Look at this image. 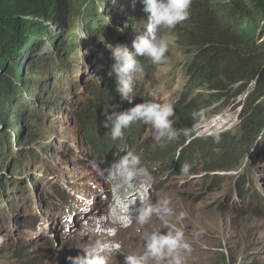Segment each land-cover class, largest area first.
Wrapping results in <instances>:
<instances>
[{
    "label": "rangeland",
    "instance_id": "rangeland-1",
    "mask_svg": "<svg viewBox=\"0 0 264 264\" xmlns=\"http://www.w3.org/2000/svg\"><path fill=\"white\" fill-rule=\"evenodd\" d=\"M65 1L69 20L62 31L52 27V52L60 54L56 47L63 37L65 47L76 46L68 69L59 61L51 72L32 76L22 137L7 129L10 149L0 147V264H71L69 257L100 244L110 264H124L126 256L145 254L148 235L168 230L183 231L190 246L178 253L182 264H264V119L253 124L264 113V83L252 77L254 69L264 72V5L192 0L189 18L159 33L168 40L166 59L157 65L139 58L145 69L134 82V104L172 102L174 127L195 130L156 141L151 128L137 122L95 150L87 142L84 114L109 133L105 108L134 106L107 92L112 78L115 83L108 75L114 61L107 46L131 49L148 14L140 0L135 7L134 0H97L92 35L85 26L88 7ZM248 10L251 17L245 16ZM252 28H258L253 48L236 47L246 45ZM233 34L241 64L236 57L214 58L216 40ZM195 64L200 67L192 70ZM207 65L218 67L215 76H201L198 70H210ZM201 110L203 124L199 116L193 119ZM12 112L15 123L19 111ZM226 133L236 142L228 144ZM128 152L139 158L131 178L112 167ZM192 158L196 166L180 171ZM171 260L149 256L147 264Z\"/></svg>",
    "mask_w": 264,
    "mask_h": 264
},
{
    "label": "trees",
    "instance_id": "trees-1",
    "mask_svg": "<svg viewBox=\"0 0 264 264\" xmlns=\"http://www.w3.org/2000/svg\"><path fill=\"white\" fill-rule=\"evenodd\" d=\"M70 1L73 2V0ZM260 2L252 0L250 9L253 5L254 7L264 5ZM79 3L85 4L88 7L85 26L87 27L86 30L90 31V34L93 35L97 30L94 15H96L99 9L98 2L97 0H79ZM67 12L65 0H0V138L2 135H7L5 138L0 139L2 142L5 140V143L0 142V147L3 149H10V142L8 141L10 136L8 137V134H4L7 133L5 132L7 129L9 131L14 129L13 131L19 137H22L21 133L25 130L24 119L31 110V107L27 105L28 101L26 100L27 96L25 92L31 91L30 88H33L35 85L32 76L40 72H51L52 69H55L54 66L58 65L59 61L60 63L64 61V68L68 69L69 58L74 55L73 52L76 51V46H72L71 48L65 47L66 37L62 36V40L56 47L60 54L57 55L52 52L55 40L53 38L56 37L52 27H59V31H62L65 26L67 27V20H69ZM252 15V11L248 10L245 12L246 17H251ZM224 16V18H227V21L233 20L232 15L225 14ZM228 25L230 24L228 23ZM252 29V33L246 39V45L235 44L236 47L249 51L253 48L254 42L251 43V41H255L254 37L256 33L258 34V28ZM70 31H73V29H70ZM241 34L245 35L244 33ZM233 40L234 34L227 39H217V44H215L216 56L214 58L224 59V57H231V59L235 60L236 57L237 60L241 59L238 56L239 53L233 48ZM63 53L66 54L67 60H65ZM140 61L142 60L140 59ZM243 61L244 59H241L239 63L241 64ZM198 63L200 64L201 62L199 61ZM199 64H195L191 69L195 70L199 68ZM60 65L63 66L62 64ZM142 66L145 69L143 64ZM51 67L52 69H50ZM206 67L210 68V70L205 67L198 70L201 76L204 78L215 76L218 67H209V65ZM252 77L257 81L261 80L260 83H264V72H261V69H254ZM113 82L112 78L109 84H107V92L113 93L112 97H116V82ZM49 86L48 84L46 85L47 90H49ZM221 88V86L215 87L213 90L221 91ZM261 90H264V87ZM222 92L225 94V90H222ZM39 98L42 100L43 97L39 96ZM14 109L19 111L18 121H23L21 125L18 121L15 122L16 124L12 121L11 114L14 116V112L11 113V111H14ZM251 113V109H247L246 117L244 116L243 119L247 126ZM33 116L30 115L27 118L34 120L35 117ZM89 116L85 113L82 119L85 127L89 129L87 142L95 150H103L102 145L112 142L111 136L107 131H104L105 127H101L99 122L92 125ZM263 119L264 113L259 112L257 120L253 124H257ZM31 131L33 130L31 129ZM125 134L128 135L127 133ZM226 135L229 141L228 144L236 142L235 139H230V133H226ZM34 154L36 155V153ZM106 154L108 156L109 152H106ZM104 160H108L107 157ZM185 162L191 165L190 168L196 166L194 158Z\"/></svg>",
    "mask_w": 264,
    "mask_h": 264
},
{
    "label": "clouds",
    "instance_id": "clouds-1",
    "mask_svg": "<svg viewBox=\"0 0 264 264\" xmlns=\"http://www.w3.org/2000/svg\"><path fill=\"white\" fill-rule=\"evenodd\" d=\"M143 11L148 14L147 25L142 33L133 40L131 49L127 44L108 45L111 58L114 61L108 75L114 77L116 92L121 101L133 105L136 99L134 95V82L143 73V66L139 58H150L152 63L160 64L166 59L169 50L168 40L159 35L162 28H174L177 24L187 20L190 16L192 0H140ZM135 7V0L133 2ZM118 31L124 29L118 28ZM119 105H110L105 108V126L110 127V136L113 140L122 138L124 130L130 128L137 122L149 126L156 141L167 139L172 141L181 132L188 136L195 130H177L172 119L176 115L175 106L172 102L143 101L124 110L116 111ZM111 112L109 114V110ZM203 110L193 113V119L198 116V123L203 124ZM139 164V158L132 152L126 153L118 161L112 164L118 172L123 171L127 178L135 174L134 166ZM190 164L183 163L180 171L187 173ZM170 212V209H165ZM146 217H142V220ZM104 245H96L82 250V253L69 257L71 264H110V257L101 251ZM190 246L185 240L184 232L181 230H168L166 233L154 232L146 237V252L144 255H129L125 257L124 264H147L149 256L161 259L171 256L170 264H182V258L178 255L180 250H189Z\"/></svg>",
    "mask_w": 264,
    "mask_h": 264
}]
</instances>
